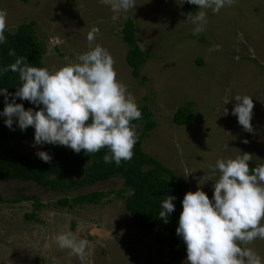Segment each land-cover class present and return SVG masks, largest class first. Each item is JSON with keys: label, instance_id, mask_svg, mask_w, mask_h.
I'll return each instance as SVG.
<instances>
[{"label": "rangeland", "instance_id": "1", "mask_svg": "<svg viewBox=\"0 0 264 264\" xmlns=\"http://www.w3.org/2000/svg\"><path fill=\"white\" fill-rule=\"evenodd\" d=\"M185 3L136 0L135 8L116 21L100 0H0V8L8 13L7 31L35 22L46 47L43 65L50 70L78 62L88 50L87 33L98 27L96 42L115 59L118 79L139 106L147 104L153 112L157 125L142 139L143 151L184 180L187 192L200 187L211 199L219 178L211 169L218 159L249 153L250 169L264 165V0H236L218 14L208 10L206 30L195 36L193 25L186 22ZM129 18L139 46L151 54L141 68L146 81L132 76L126 60L120 31ZM216 45L219 50L209 51ZM236 95L253 98L252 133L232 115ZM188 103L195 121L178 125L174 113ZM34 132L20 131L10 144L22 152L45 148L47 144L35 145ZM121 188L117 177L67 194L33 182L0 181V264H173L169 247L155 242L154 230L134 225L124 197L112 193L100 205L78 204L72 209L58 204L64 195ZM36 202L43 204L39 211L34 209ZM33 210L38 220H27L25 214ZM66 231L87 238L83 262L57 245V234ZM248 247L264 257V240Z\"/></svg>", "mask_w": 264, "mask_h": 264}, {"label": "clouds", "instance_id": "2", "mask_svg": "<svg viewBox=\"0 0 264 264\" xmlns=\"http://www.w3.org/2000/svg\"><path fill=\"white\" fill-rule=\"evenodd\" d=\"M185 2L200 9L188 13L186 19L193 25L195 36L206 30L208 10L218 14L236 0H182V4ZM100 3L110 7L114 21L136 6V0ZM7 17V10L0 8V45L7 43ZM99 32L93 26L87 33L88 50L78 62L59 69L31 66L24 56L10 65H0V77L11 71L18 73L21 82L14 94L0 87L5 104L0 116L5 117L4 124L10 130H15L14 123L21 131L34 128L35 145L67 146L77 154L84 150L87 155L107 148L103 162L119 166L133 158L139 141L133 121L142 119V112L128 87L118 79L115 59L96 42ZM219 48L216 45L209 51ZM8 54L16 57L15 50ZM17 98L38 110L25 109L22 103H16ZM235 100L238 103L232 115L252 133L253 98L236 95ZM36 155L45 163L53 159L46 151ZM252 158V154L244 153L218 159L211 169L219 172L211 199L200 187L184 194L176 233L186 245L187 264H264V257L248 247L257 239L264 240V165L250 170L248 162ZM175 200V196L167 195L162 201L158 217L164 223L175 211ZM55 240L59 248L69 250L82 262L87 258V238L66 231L57 234Z\"/></svg>", "mask_w": 264, "mask_h": 264}, {"label": "trees", "instance_id": "3", "mask_svg": "<svg viewBox=\"0 0 264 264\" xmlns=\"http://www.w3.org/2000/svg\"><path fill=\"white\" fill-rule=\"evenodd\" d=\"M195 11H199L196 6L187 2L183 5V12L186 16ZM120 34L127 46L126 60L132 69V76L146 81L147 77L141 75V68L151 54L143 51L139 46V38L132 19L124 21ZM5 36L7 43L0 45V65H10L17 57L24 56L31 66L44 68L43 57L46 47L37 34L34 21L21 23L14 31H6ZM9 50H15L16 57L10 56ZM20 86L18 73L9 71L0 77V87L7 88L9 93L14 94ZM16 103H22L25 109L31 107L27 101L19 98ZM4 106V96L0 95V112L3 111ZM139 107L142 119L133 121L139 133V141L134 146L133 158L130 161H122L119 166L115 162L111 164L103 162V156L108 153L107 148L87 155L84 150L77 154L73 150L68 151L66 146L47 144L40 150L22 152L10 144V140L16 138L21 130L16 124H13L15 130H10L4 124L5 117L0 116V181L33 182L42 188L67 194L73 190L92 187L117 177L122 180V188L116 192L113 189L94 190L80 193L72 198L64 195L58 200V204L72 209L78 204L81 206L84 204L100 205L112 193L124 197L125 208L130 213L134 225L142 230H154L155 242L160 246H168L171 262L181 264L186 260L187 252L183 239L176 233V228L182 211L181 201L187 192L186 182L172 169L143 151L142 139L157 124L150 106L142 104ZM173 118L178 125H190L195 121V115L189 103L178 107ZM26 130L35 131L31 126ZM38 151L51 154L53 156L51 163H45L38 158L36 155ZM260 165H255L251 169ZM78 172L81 174L80 177L73 178V175ZM167 195L176 197L175 211L169 216V222L164 223L158 214L162 210V201ZM33 205L36 211L43 206L41 202ZM36 211L27 212L25 218L38 220Z\"/></svg>", "mask_w": 264, "mask_h": 264}]
</instances>
